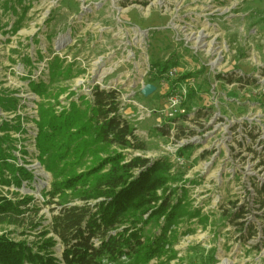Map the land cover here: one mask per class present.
<instances>
[{"label":"rangeland","instance_id":"374dc122","mask_svg":"<svg viewBox=\"0 0 264 264\" xmlns=\"http://www.w3.org/2000/svg\"><path fill=\"white\" fill-rule=\"evenodd\" d=\"M0 19V97L18 99L12 108L0 104L2 147L13 152L10 163L35 178L21 187L0 181V194L35 197L40 210L32 217L50 223L55 205L44 202L42 190L52 175L34 134L44 98L30 81L48 82L56 59L69 70L49 86L56 109L91 97L96 84L117 88L124 116L146 145L135 154L150 158L172 153L165 119L139 109H164L154 96L161 87L144 95L143 82L150 83L151 63L176 62L183 73L197 74L198 93L186 105L196 110L175 122L178 135L193 140L182 149L185 163L171 160L179 180L172 185H184L188 209L199 215L175 227L171 260L149 264H264V0H0ZM239 207L245 216L231 221ZM157 230L154 222L146 228ZM3 233L32 241L37 232L29 223H0Z\"/></svg>","mask_w":264,"mask_h":264},{"label":"trees","instance_id":"16d2710c","mask_svg":"<svg viewBox=\"0 0 264 264\" xmlns=\"http://www.w3.org/2000/svg\"><path fill=\"white\" fill-rule=\"evenodd\" d=\"M19 26L17 19L12 32ZM3 27L0 19V30ZM59 61L52 63L48 82L30 81L32 90L44 98L39 105L35 142L39 160L52 175L50 187L42 190L43 199L55 206L50 223L44 225L32 217L40 210L35 197L0 194V223H29L31 231L37 232L32 241L0 234V264H116L122 259L128 264H149L163 257L171 260L175 256L171 247L178 238L175 227L199 212L188 209L184 185H172L179 180L171 173L170 158L135 154L145 151L146 145L124 116L117 88L96 84L91 97L81 95L80 103L72 100L69 107L58 111V97L49 92V86L69 72L60 68ZM151 65L150 83L157 85L168 68L177 64L156 61ZM196 75L187 72L175 80ZM174 85L171 82L170 87ZM196 95L191 88L189 100ZM154 96L160 98L161 94ZM17 100L4 96L0 104L12 108ZM3 140L0 137V181L17 187L23 182L32 184L35 179L30 170L10 163L14 154L3 149ZM7 140L9 137L5 143ZM5 170L9 177L4 176ZM245 212L239 207L229 218L238 220ZM152 222L158 230L149 234L146 228Z\"/></svg>","mask_w":264,"mask_h":264},{"label":"built area","instance_id":"2783aa9c","mask_svg":"<svg viewBox=\"0 0 264 264\" xmlns=\"http://www.w3.org/2000/svg\"><path fill=\"white\" fill-rule=\"evenodd\" d=\"M180 68L181 67H178L177 65L169 67L168 70L161 76L160 81L156 85V90L161 87L158 92L161 94L160 99L165 104V108L159 110H149L144 105H139V109L141 110V112L148 111L147 116H151L152 112L159 111L161 116L165 119L163 122V126L167 129L168 138L170 140V144L168 143V145L165 147V149L172 153L169 158L170 160H177L180 164H183L185 163V157L182 156L181 150L186 147L187 144L190 143V141H192L193 139L191 135H178L175 122L176 120L182 119L196 110V108H188L186 105L189 102L190 89L192 88L195 92L198 93V86L194 81L195 77L187 78L186 80L181 81L175 80L183 74ZM147 70V72H149L150 67ZM39 75L41 74L39 73ZM171 82L175 83L173 88L170 87ZM145 84L146 83L143 82V85ZM101 86H103L102 83ZM121 110H124L123 103L121 104ZM158 126L163 127L161 124H158ZM171 126L172 128L169 131V128ZM35 127L34 134L36 135L38 132V128L37 126Z\"/></svg>","mask_w":264,"mask_h":264},{"label":"water","instance_id":"95a60500","mask_svg":"<svg viewBox=\"0 0 264 264\" xmlns=\"http://www.w3.org/2000/svg\"><path fill=\"white\" fill-rule=\"evenodd\" d=\"M155 90H156V85L155 84H153V83H147L142 88V93L144 95H149V94L153 93Z\"/></svg>","mask_w":264,"mask_h":264},{"label":"bare ground","instance_id":"6f19581e","mask_svg":"<svg viewBox=\"0 0 264 264\" xmlns=\"http://www.w3.org/2000/svg\"><path fill=\"white\" fill-rule=\"evenodd\" d=\"M202 37V36H201Z\"/></svg>","mask_w":264,"mask_h":264}]
</instances>
